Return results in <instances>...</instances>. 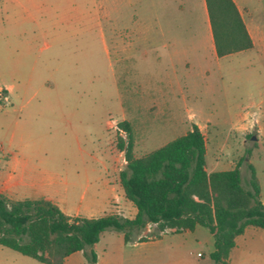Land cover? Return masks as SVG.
<instances>
[{
  "label": "rangeland",
  "instance_id": "rangeland-1",
  "mask_svg": "<svg viewBox=\"0 0 264 264\" xmlns=\"http://www.w3.org/2000/svg\"><path fill=\"white\" fill-rule=\"evenodd\" d=\"M234 1L264 50V0ZM24 4L33 17L23 18L21 6L0 0V82L15 93L10 102L8 89L0 84L1 92L5 89L0 94V143L5 150L16 148L46 164L56 187L69 189V209L135 214L120 185L101 186L97 195L93 185L85 186L87 175H96L85 168L96 163L93 154L99 140L108 139L109 152L122 166L120 142L127 144L128 132L123 125L125 136L108 128L110 116L129 126L136 156L185 133L196 121L206 141V168L227 169L239 163L245 185L250 161L264 193V126L242 115L264 107V53L246 50L218 57L204 0ZM32 37L36 40L30 49ZM42 38L56 40L51 41V52L62 63L52 89L39 88V79L46 75L39 65L31 69L35 59L42 62L46 56L36 48ZM158 89L163 90L159 106ZM156 232V223L147 222L125 240L123 230L104 229L94 250L97 264H214L209 257L213 236L206 226L181 232L165 228L147 238ZM248 253L250 264L264 262V248Z\"/></svg>",
  "mask_w": 264,
  "mask_h": 264
},
{
  "label": "trees",
  "instance_id": "trees-1",
  "mask_svg": "<svg viewBox=\"0 0 264 264\" xmlns=\"http://www.w3.org/2000/svg\"><path fill=\"white\" fill-rule=\"evenodd\" d=\"M204 2L218 57L253 46L234 0ZM120 125L127 130L128 141L126 145L120 142L126 163L119 179L124 196L136 208L133 217L113 213L72 217L45 197L11 200L0 193V244L49 264H64L72 251L90 247L88 257L94 263L92 246L108 227L123 230L128 240L132 229L147 222L156 223L159 230L147 238L159 236L165 228L181 232L203 225L213 235L209 257L227 264L235 237L245 226L264 228V203L252 163H248L247 186L241 182L239 163L208 171L206 141L196 123L185 133L136 156L129 126L125 122Z\"/></svg>",
  "mask_w": 264,
  "mask_h": 264
},
{
  "label": "crops",
  "instance_id": "crops-1",
  "mask_svg": "<svg viewBox=\"0 0 264 264\" xmlns=\"http://www.w3.org/2000/svg\"><path fill=\"white\" fill-rule=\"evenodd\" d=\"M25 1L29 2L30 0H25ZM25 1L2 0V3L5 5L8 4L10 6L11 5L21 6L23 10V15H22L23 18L29 19L30 17L33 16L30 15L29 13L30 11L27 10V7L24 4ZM240 12L245 22V25L252 37L253 46L232 53H240L246 50H255L257 54L262 56L264 50L258 46L259 40L256 38L257 37L256 34L254 35L253 33H251V26H252L251 23L248 21L247 16L244 15L241 10ZM209 30H210V26H209ZM39 33L42 34L43 36L45 35L46 30L44 29V27H41ZM34 40L36 39H33V37L30 40H28L30 44V49H33V46H35ZM211 40H212V36H211ZM51 41H48L46 38H42L41 43L39 45L36 44V48L39 52L46 51V56L42 58V62H38L35 59L31 64V69L33 72L38 69L37 67L39 65L41 72L46 74L43 79L41 78L39 79L38 85L39 88L41 89H50V88L52 89L53 86H55V83L60 77V73H61L59 69L61 70L62 63H57L55 59L57 58L56 56L57 54L51 52V49L53 47L52 43L53 42L56 43V40L53 42ZM57 42L60 43V40ZM212 46H213V41H212ZM105 50L109 52L107 44H105ZM33 52L35 53V51ZM54 56L56 57L54 58ZM0 84H2L8 89L10 102H12L13 99L15 98V93L13 92L12 86L1 82ZM262 86H263L262 92H264V85ZM162 92L163 90L160 89L157 90L156 102L158 103V106L160 105L162 100L161 98L163 97ZM47 103L49 102L46 101V104ZM51 104H53V102H51ZM257 108L258 109H255L254 113L247 111L241 114L243 115V117L247 118V120L256 118V120L258 122L260 121L264 126V107L261 108L260 106H258ZM187 113H188L187 118L189 120L191 119V114L189 111H187ZM195 123L197 124L196 121ZM93 157L96 163L89 164V166H87L85 169L87 171L96 172V175L95 177H90V175H87V181L85 182V186L93 185L96 188V192H95L96 195L98 193V188L101 186L103 187L104 185H106V187L109 186V188L111 189L114 188L116 184L121 186L119 173L116 174V170L117 169L121 170L125 163L122 162V166H119V162H118L119 160H117L119 158H116L115 154H111L109 152L108 139L106 137L98 141L96 147V153L93 154ZM233 166L234 164L230 165V168H232ZM49 170L51 169L46 164H40L36 162L29 154H26L25 152L24 153L20 152L16 148L5 150L0 143V193L5 194L7 197L11 199H23L26 197L29 198L45 197L47 199H50L55 204H57L58 207L68 215H82L86 217L98 216L95 215V213H93L95 212L93 211L95 209H93L92 207H88L86 209L88 211L87 213L81 212L79 208H76L74 211L69 209L67 204L68 201L67 198L70 193L69 189L65 187L63 190H61L58 187H56L55 181L50 175ZM255 173H256V169H255ZM256 176L260 186L259 197L261 201L264 203V196H263L264 193L261 185L262 184L261 179L257 175V173ZM44 186L47 187V189L44 188ZM244 186H247V183ZM121 195H124L122 187H121ZM96 199L98 198L96 197ZM111 199H113V196L109 197V201ZM133 211L135 213L136 209H134ZM197 226L198 225H196L192 230L196 229ZM186 230H190V229H186ZM97 242L98 241H96L93 244V249L95 251H96ZM263 248H264V228L256 225H247L245 226L243 232L235 237V244L230 249L226 262L227 264H250V262H248L247 259L249 257L248 252L251 251L252 249L263 250ZM212 249L213 247L210 249V251ZM89 250L90 247H86L85 249L72 251L65 257L64 264H90L91 261L89 260L88 257ZM96 260H97V254H96ZM212 261L214 262V260ZM256 263L264 264L263 261H258ZM0 264H49V263L40 261L30 255L23 254L20 251L11 248L7 245L0 244ZM93 264H97V261H95ZM214 264H222V263L214 262Z\"/></svg>",
  "mask_w": 264,
  "mask_h": 264
},
{
  "label": "built area",
  "instance_id": "built-area-1",
  "mask_svg": "<svg viewBox=\"0 0 264 264\" xmlns=\"http://www.w3.org/2000/svg\"><path fill=\"white\" fill-rule=\"evenodd\" d=\"M1 93H3V92H1V89H0V94H1ZM3 97H4L5 100L8 99V97H7L6 94H4ZM106 123H107V125H108V128H111V129H113L115 132H118L120 135L125 136V129L120 125L119 120H117L115 117L110 116V117L106 120ZM121 150H122V149H121ZM120 152H121L120 154L122 155V161H123L124 163H126V158H125V155L123 154V150L120 151Z\"/></svg>",
  "mask_w": 264,
  "mask_h": 264
},
{
  "label": "water",
  "instance_id": "water-1",
  "mask_svg": "<svg viewBox=\"0 0 264 264\" xmlns=\"http://www.w3.org/2000/svg\"><path fill=\"white\" fill-rule=\"evenodd\" d=\"M251 137H252V138H255V135H252Z\"/></svg>",
  "mask_w": 264,
  "mask_h": 264
}]
</instances>
